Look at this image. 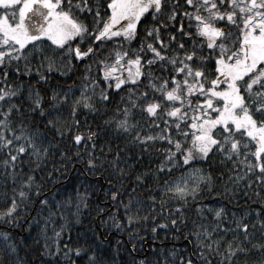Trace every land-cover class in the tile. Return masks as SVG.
Listing matches in <instances>:
<instances>
[{
  "label": "snow or ice",
  "instance_id": "obj_1",
  "mask_svg": "<svg viewBox=\"0 0 264 264\" xmlns=\"http://www.w3.org/2000/svg\"><path fill=\"white\" fill-rule=\"evenodd\" d=\"M11 66L35 83L9 82ZM57 74L73 83L53 84ZM110 91L120 104L94 126L88 114ZM145 157L159 162L137 170L131 161ZM74 162L107 174L111 205L97 215L118 232L148 220L137 195L147 186L153 220L157 196L160 214L175 204L176 218L151 231L187 229L178 264H264V240L253 242L258 225L264 237V0H0V264H116L124 243L107 240L105 219L103 238L68 233L89 208L88 185L75 198L52 189ZM241 181L260 197L254 212L200 202L234 196ZM30 250L38 256H21Z\"/></svg>",
  "mask_w": 264,
  "mask_h": 264
},
{
  "label": "trees",
  "instance_id": "obj_2",
  "mask_svg": "<svg viewBox=\"0 0 264 264\" xmlns=\"http://www.w3.org/2000/svg\"><path fill=\"white\" fill-rule=\"evenodd\" d=\"M183 3V0H181ZM136 45L134 44L133 47ZM75 63V61L73 62ZM23 67V65H21ZM82 67V65L80 66ZM9 73L8 80L11 83L19 81H24L25 83L31 80L32 83H35V74L30 78L25 76L23 73L16 74L14 72V66L9 67L6 69ZM93 75H95V69H93ZM71 75V74H70ZM76 82H79V73L76 77H74ZM60 82L63 85H68L73 83V79L65 80L64 78L60 77L59 74L53 77L52 83L55 84ZM39 87V85H37ZM76 95H79L77 92ZM110 99L112 102L108 104L106 107L97 103L96 107L99 109V113H91L88 114L89 121L95 126L102 124V121L106 119L109 115H111L112 110L120 104V96H113L111 91L109 93ZM124 95V93H121ZM58 145L61 150L68 151L70 145L68 144L67 140L59 141ZM74 151V149H72ZM60 160L59 153H55V158L53 163ZM135 163V167L137 170H143L148 167L154 166V164L158 163L159 160L156 158H148L145 157L142 162L136 163L135 161H131ZM60 166L59 164L57 165ZM51 167V165H49ZM198 167H208L209 170L211 168L216 167V165H198ZM225 171V175L223 177L224 180H227V172ZM178 175V173H177ZM55 176V174H54ZM213 180L217 185H221V193L223 192L222 181L217 178L215 172L212 173ZM250 179L254 180V177H249ZM161 183L163 180L160 181ZM125 184H128L129 181L125 180ZM87 184V192L90 193L88 197L89 201V208L83 209L82 213L79 218V222H76L74 219H71V227L68 229V233L71 235L73 241L76 239L77 235L80 233H84L85 235H91L93 231L99 232L101 234V238L105 235V228L100 225L101 218L105 219L108 226L107 232V240L111 241L115 244L117 239L123 241L124 246L120 250V254L116 258V264H130L133 257L136 260H145V264H163V258L169 257L168 264H178V257L182 255H187L188 252L185 251L186 248L190 249V240L184 238V235L181 233L187 232V229L181 227L179 231L173 228L170 224L168 228L157 227L156 232L153 233L151 231L152 227L156 225L167 224L170 219H175V216H169L166 213L175 207V204L169 203L166 205L165 213L160 214L159 209V196H157L156 201V209H155V220L152 219L153 213H151L148 209L150 207L147 197L149 195L150 189L145 186L143 190H138L137 195L144 201V208L145 211L141 213V215H147L148 220L134 222L133 225L128 226L122 231H117L115 228L110 227L111 221L107 220V208L106 206L111 205V201L106 199V192L109 189L108 184V176L106 173H101L99 175L92 174L87 172L84 168L83 162H74L73 166H69V171L64 173L62 177L58 179L55 187L52 191L55 193L59 191L61 195H72L74 197V190L79 188L81 192H84L85 189L82 185ZM153 187L155 185L153 184ZM256 185L253 184V188ZM158 191V189H156ZM156 191H152V195H156ZM245 191H247V196H245ZM235 195L232 197H223L222 195H217L214 193L213 196H208L206 193L203 199L200 201L204 204H211L213 207L218 208L223 205L229 212H236L237 215H240L241 208H246L250 210L257 209L260 207V197L253 195V189H245V181H241L239 183V187L234 190ZM260 196H264V192L260 193ZM58 199L60 196L57 197ZM229 200L234 201L233 203H229ZM99 208H106V212L100 213L97 215V211ZM185 215L188 217L189 220L196 219V211L195 206L190 202L189 206L185 209ZM256 216L253 214L251 216L252 221H256ZM121 223H125L124 218H120ZM226 223V222H225ZM179 224V221H178ZM4 225L0 224V228H3ZM189 227L191 225L189 224ZM129 233L133 234V239L129 240ZM138 234V235H137ZM175 237V238H174ZM230 238V237H229ZM264 240V237L261 236V232L259 229V225L255 230V237L253 242H259ZM62 243H67V237L62 238ZM135 244L136 251L132 252L131 255L129 254L132 249V245ZM70 247L74 246L73 244L69 245ZM33 249L37 246L33 245ZM55 249L53 248V251ZM159 253L160 255H157ZM21 256H26L29 260L33 257H37L38 254L35 251H28L22 252ZM256 256H253L252 259H256ZM48 261H51L52 264H68L67 260L64 258L63 255L53 256V257H45L43 264H48Z\"/></svg>",
  "mask_w": 264,
  "mask_h": 264
}]
</instances>
